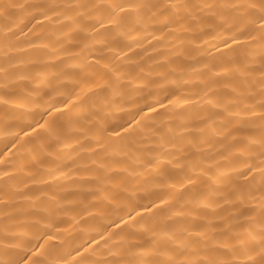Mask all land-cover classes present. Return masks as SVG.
I'll use <instances>...</instances> for the list:
<instances>
[{
	"label": "bare ground",
	"instance_id": "obj_1",
	"mask_svg": "<svg viewBox=\"0 0 264 264\" xmlns=\"http://www.w3.org/2000/svg\"><path fill=\"white\" fill-rule=\"evenodd\" d=\"M0 264H264V0H0Z\"/></svg>",
	"mask_w": 264,
	"mask_h": 264
}]
</instances>
